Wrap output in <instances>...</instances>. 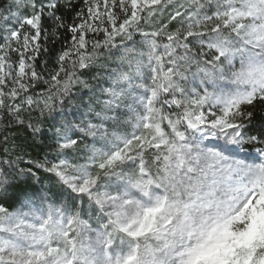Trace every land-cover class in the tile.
Wrapping results in <instances>:
<instances>
[{"label":"snow or ice","instance_id":"snow-or-ice-1","mask_svg":"<svg viewBox=\"0 0 264 264\" xmlns=\"http://www.w3.org/2000/svg\"><path fill=\"white\" fill-rule=\"evenodd\" d=\"M0 264H264V0H0Z\"/></svg>","mask_w":264,"mask_h":264}]
</instances>
